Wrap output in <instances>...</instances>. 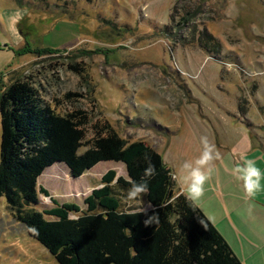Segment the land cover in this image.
Masks as SVG:
<instances>
[{"label": "rangeland", "instance_id": "374dc122", "mask_svg": "<svg viewBox=\"0 0 264 264\" xmlns=\"http://www.w3.org/2000/svg\"><path fill=\"white\" fill-rule=\"evenodd\" d=\"M19 76L57 111L85 110L86 139L107 121L126 140L146 142L180 189L183 164L201 155L206 137L219 158L198 207L236 249L239 217L264 233V178L248 199L234 174L247 160L264 172V0H0V93ZM108 169L127 177L121 162L100 161L79 177L52 165L37 182L49 195L39 193L34 207L53 198L85 208ZM0 264H58L3 196Z\"/></svg>", "mask_w": 264, "mask_h": 264}, {"label": "trees", "instance_id": "16d2710c", "mask_svg": "<svg viewBox=\"0 0 264 264\" xmlns=\"http://www.w3.org/2000/svg\"><path fill=\"white\" fill-rule=\"evenodd\" d=\"M69 67L79 70L78 64ZM79 96L65 94L67 99ZM0 123V196L28 235L58 264H243L186 194L160 207L181 189L162 156L143 140H126L107 121L93 124V134L86 139L87 112L78 108L57 111L30 76L16 77L3 88ZM81 147L87 148L79 153ZM100 161L123 163L127 177H116V171L108 169L101 177L102 185L83 199L85 208L53 198L54 206L34 207L39 193L49 195L37 183L46 169L63 163L72 177H79ZM149 162L157 174L149 181V195L143 198L153 205L148 215L155 210L160 220L145 226L144 213L123 214L125 209L134 212L140 206H128L123 199L132 183L142 180ZM71 213L78 215L71 217Z\"/></svg>", "mask_w": 264, "mask_h": 264}, {"label": "clouds", "instance_id": "9594fccd", "mask_svg": "<svg viewBox=\"0 0 264 264\" xmlns=\"http://www.w3.org/2000/svg\"><path fill=\"white\" fill-rule=\"evenodd\" d=\"M204 145L201 155L193 162H185L183 168L186 170V175L182 178L181 191L177 193L176 197L168 200L166 204L160 207H166L167 204H173L179 195L186 194V199L197 204L204 195V185L210 178L213 172L211 162L219 158V153L214 150V145L210 144L206 137L201 138ZM157 174L156 168L150 162L144 170V176L141 181L133 182L130 191L126 194L124 203L128 206H134V202L140 201L141 204L134 212H128L125 209L123 214L135 215L136 213H144L147 218L144 220L145 226L156 225L159 223L160 216L153 210L151 215H148V210L153 208L150 201L143 200L144 196L150 193L149 181ZM235 176L242 181V186L245 196L252 199L256 193L261 189V180L264 178V172L257 167L254 160H247L242 167L235 170ZM173 179H176L173 177ZM200 223L207 229V224L203 221Z\"/></svg>", "mask_w": 264, "mask_h": 264}, {"label": "crops", "instance_id": "0c3cea01", "mask_svg": "<svg viewBox=\"0 0 264 264\" xmlns=\"http://www.w3.org/2000/svg\"><path fill=\"white\" fill-rule=\"evenodd\" d=\"M252 221L253 219L247 217L238 218V225L232 226L233 228H236L234 231L237 235L235 238L237 249L232 245L231 247L243 263L244 257L247 258L246 256H248L249 258L254 257L260 261V264H264V255L261 254V256H257L258 253L262 252L260 251V248L264 247V233L260 228L257 229L256 227L249 224V222ZM224 237L229 242V239L225 235ZM230 243L231 242H229V244Z\"/></svg>", "mask_w": 264, "mask_h": 264}]
</instances>
